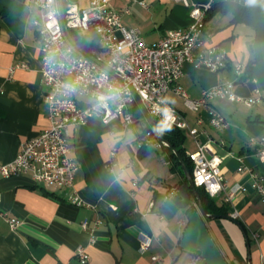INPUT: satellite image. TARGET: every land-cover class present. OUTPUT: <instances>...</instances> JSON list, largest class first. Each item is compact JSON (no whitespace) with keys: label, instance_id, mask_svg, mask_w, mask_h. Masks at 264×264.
<instances>
[{"label":"crops","instance_id":"obj_1","mask_svg":"<svg viewBox=\"0 0 264 264\" xmlns=\"http://www.w3.org/2000/svg\"><path fill=\"white\" fill-rule=\"evenodd\" d=\"M89 1L69 0L81 7ZM110 6L115 11L128 8L130 12L121 15L122 23L138 27L148 44L192 22L190 7L181 0H110ZM219 11L226 13L220 16ZM219 11L205 19V26L212 31L213 41L226 48L227 66L211 71L185 63L179 84L191 99H197L204 89L227 78L235 80L238 96L260 95L262 100L252 106L243 100H210L208 105L229 121L220 130L212 125L208 107L192 110L172 90L167 98L191 127L200 130V141L211 139L213 153L221 159L227 188L214 198L227 205L228 216L205 221L227 264H264V201L252 186L253 173L264 177V162L250 141L264 136V41L256 40L249 23L231 24L233 14ZM38 14L34 0H0V165L15 159L23 140L37 136L51 124L45 99L49 88L41 73L42 42L34 23ZM90 49L100 61L107 60L103 45L100 50H86ZM237 64L243 65L244 79H236ZM186 108L193 112L192 120ZM145 124L141 118L124 126L120 119L104 123L92 117L73 127L70 143L80 166L71 185L50 186L26 174L0 175V209L5 212L0 214V264H188L195 256H200L201 264L200 252L180 246L187 210L180 209L172 218L160 212L166 198L183 184L182 171L186 173L182 161L175 149L152 146L140 152L137 139L145 133ZM183 130L184 151L189 156L197 149V142L189 130ZM113 150L118 163L114 170L108 166ZM237 185L243 188L226 202L227 190ZM74 197L82 205L74 204ZM12 217L18 220L15 228L9 221ZM85 221L88 226L84 228ZM144 235L152 237V243L141 250ZM80 246L90 255L87 263L77 255ZM155 255L160 257L158 261L153 259Z\"/></svg>","mask_w":264,"mask_h":264},{"label":"built area","instance_id":"obj_2","mask_svg":"<svg viewBox=\"0 0 264 264\" xmlns=\"http://www.w3.org/2000/svg\"><path fill=\"white\" fill-rule=\"evenodd\" d=\"M181 1L190 7L192 22L186 28L167 31L154 44L145 41L138 27L123 24L121 15L130 10H113L110 0H90L83 7L75 2L65 5L64 17L69 31L72 28L82 35L92 30L108 53L104 63L112 72L100 64L101 58L94 50L90 49L88 52L98 61L82 53L69 40L59 0H34L39 10L34 23L39 28L42 42L41 73L49 88L45 99L49 104L51 124L37 136L23 140L15 159L0 165V175L10 177L26 174L34 181L50 186L71 185L80 166L70 143L71 129L85 124L92 117H98L104 123L120 119L124 126L134 124L133 106L137 103L135 91L152 116L160 118L166 124L187 129L195 137L197 149L189 154L193 162L195 185L203 187L212 197L225 191L227 187L220 165L221 159L213 153L211 139L202 142L197 138L200 130L188 124L181 111L169 102L167 93L172 90L183 97L192 110L208 107L212 125L220 130L225 129L229 121L218 109L208 105L210 100L228 98L256 104L262 100V96H238L235 93L236 84L227 78L204 89L197 99L188 96L179 84L185 63L219 71L228 64V52L221 44L213 41L212 31L202 23V13L205 8H211V0L206 3ZM242 68L241 64L234 66L236 77L241 74ZM137 141L140 146L162 148L168 145L157 139L151 131L143 133ZM250 141L255 145L258 157L264 162V136L252 137ZM108 166L112 170L118 166L114 150ZM253 176L255 180L252 186L264 201V177L258 173H253ZM242 188V185H237L227 190L226 202H230ZM71 201L82 205L78 197ZM4 213L0 209V214ZM233 217L237 218V213ZM9 221L13 228L18 225V220L14 217ZM82 226L87 227L88 222H83ZM151 243L152 237L144 235L139 248L146 250ZM77 255L82 263L90 260V255L82 246L78 247ZM153 259L158 261L160 257L155 255ZM200 259V256H195L188 264H199Z\"/></svg>","mask_w":264,"mask_h":264},{"label":"trees","instance_id":"obj_3","mask_svg":"<svg viewBox=\"0 0 264 264\" xmlns=\"http://www.w3.org/2000/svg\"><path fill=\"white\" fill-rule=\"evenodd\" d=\"M251 1L250 5H243L239 2L235 1H218L216 2L210 11L208 12L206 19L212 16L219 10H230L233 14L230 23L234 24L239 21H245L249 23L256 32V40L257 41H264V0H249ZM69 0H65V4H67ZM228 5V7H224V5ZM70 33L73 38L85 49H88L85 38L78 34L75 29H70ZM251 67V64L247 65V69ZM133 112L136 120L140 118L145 120V128L143 132L151 131L157 137L165 140L168 142V146H164V148L168 149H175L183 158L186 168L191 176H193V162L189 156L185 155L184 151V140L186 137V133L183 129L175 126L164 123L161 119L154 118V124L158 129L159 135L154 130L153 125L150 123L149 120L146 119L144 112L142 111L141 107L138 103H135L133 106ZM153 149L152 146H140V152H144L147 150ZM172 155L176 160V164L180 167V161L177 155L172 151ZM181 169V168H180ZM182 170V169H181ZM183 173V179L181 183L185 184L188 188L189 192L191 193L193 199L196 198V194L192 187L188 183L187 177ZM198 196L207 211L208 214H216L219 216H228V207L225 203L220 204L218 200L209 195V193L200 186H197ZM196 206L194 204L187 210L188 214H190Z\"/></svg>","mask_w":264,"mask_h":264},{"label":"water","instance_id":"obj_4","mask_svg":"<svg viewBox=\"0 0 264 264\" xmlns=\"http://www.w3.org/2000/svg\"><path fill=\"white\" fill-rule=\"evenodd\" d=\"M60 8H61V17L64 24V28L67 34V37L69 40L76 46L78 50H80L82 53L89 55L94 60L98 61L96 57L93 55H90V53L84 49L71 35L69 28L66 25L65 22V0H59ZM101 65L106 67L108 70H113L108 67L104 62L99 61ZM134 95L136 98L137 103L143 110L145 116L150 121V123L153 125L154 130L159 135L158 129L154 124L152 115L150 114L149 110L147 109L146 105L142 101L141 97L134 91ZM161 139V138H160ZM178 154L179 158L182 161L183 168L185 170L186 176L188 178V183L194 190L196 194V201L198 208L194 209L189 215H188V221L187 225L185 227L183 237L180 241V246L188 249L193 252H200L202 260L201 264H227L224 256L222 255L219 247L215 243L212 235L210 234V231L208 230V227L206 225V219L211 217H218L219 215L216 214H208L205 210L200 197L198 196L197 192V186L194 183V180L188 170L186 169V166L184 164V161L182 160L180 154L177 150H175ZM194 204V199L192 198L191 193L189 192L186 185L182 184L178 186L172 193L166 198V200L163 202L160 208V212L167 218H172L180 209L188 210L191 205Z\"/></svg>","mask_w":264,"mask_h":264},{"label":"rangeland","instance_id":"obj_5","mask_svg":"<svg viewBox=\"0 0 264 264\" xmlns=\"http://www.w3.org/2000/svg\"><path fill=\"white\" fill-rule=\"evenodd\" d=\"M225 13L226 12H224V11H219L217 14L222 16ZM230 13H231V11L228 9L227 10V14H230ZM83 36L85 38V41H86V44H87L88 48H93L95 50H100V47H102V44H101V42L99 40V37L97 35H95L92 30L84 32ZM186 109H187V112H188V115H189V119L192 120L191 118L193 117V112L189 108H186ZM194 205L196 206V208H198L197 203L194 204ZM183 213H184L185 216H187L185 212H183Z\"/></svg>","mask_w":264,"mask_h":264},{"label":"bare ground","instance_id":"obj_6","mask_svg":"<svg viewBox=\"0 0 264 264\" xmlns=\"http://www.w3.org/2000/svg\"><path fill=\"white\" fill-rule=\"evenodd\" d=\"M219 0H211V8L212 6ZM232 1H235V2H239L240 4H243V5H250L251 4V1L249 0H232ZM211 8H205L204 9V13H202V23H205V19H206V16L208 14V12L210 11ZM243 68H242V72L241 74L238 75V77H236V79H244L243 78ZM249 78H246L245 80L248 81ZM233 84H236L235 80H233ZM247 105L249 106H252L254 105L255 103H246Z\"/></svg>","mask_w":264,"mask_h":264}]
</instances>
